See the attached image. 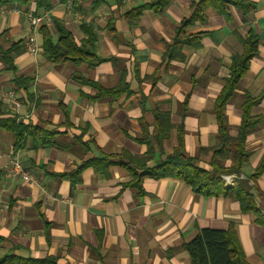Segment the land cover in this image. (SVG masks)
Here are the masks:
<instances>
[{
	"label": "crops",
	"instance_id": "1",
	"mask_svg": "<svg viewBox=\"0 0 264 264\" xmlns=\"http://www.w3.org/2000/svg\"><path fill=\"white\" fill-rule=\"evenodd\" d=\"M50 1L47 10L37 9L34 0L0 2V118L48 133L45 139L26 135L15 145L12 132L0 127V258L190 264L183 244L209 227L231 228L245 264H264V0H250L256 9L247 15L231 6L229 19L207 7L204 19L185 31L201 34L198 45H184L173 56L168 46L176 28L200 0H169L163 9L149 6L151 0ZM142 6L135 18L126 15ZM28 13L42 17L36 54L24 47ZM53 19L78 44L87 38L82 26L89 25L91 50L102 60H48L40 27L55 42ZM249 30L258 36V53L235 89L242 84V99L230 102L234 92L224 113L235 137L248 94L257 100L251 114L261 120L246 138L247 160L233 183L222 185L243 186L258 212L242 210L234 195L194 193L179 178L134 176L142 168H134L129 156L157 165L177 146L178 135L194 165L212 169L214 103ZM92 84L126 88L94 97ZM8 92L21 100L17 110L2 98ZM14 157L31 179L9 169Z\"/></svg>",
	"mask_w": 264,
	"mask_h": 264
},
{
	"label": "trees",
	"instance_id": "2",
	"mask_svg": "<svg viewBox=\"0 0 264 264\" xmlns=\"http://www.w3.org/2000/svg\"><path fill=\"white\" fill-rule=\"evenodd\" d=\"M4 0H0L2 2ZM29 0H20V3H28ZM149 6L156 9H163L169 0H151ZM37 9H49L52 6L50 0H34ZM148 6V5H144ZM128 11L126 15L133 19L141 13L142 8ZM234 7L242 14L247 15L256 9V4L250 0H200L191 16L183 18L176 28L173 43L168 46L169 55L174 53L184 45L197 46L201 34H186V28L195 20L204 19V10L213 7L216 12L226 19L230 18L229 8ZM58 34L54 42L47 28L40 27L42 32V48L46 58L52 62L72 61L75 63L84 62L88 65H95L102 59L96 57L91 50L90 41L95 39V35L89 25L82 27L86 31L87 38L77 43L73 35L66 30L62 24L53 19ZM243 51L234 53L231 56L230 76L225 80V84L214 103V111L217 122L216 143L212 147V157L210 164L212 169L207 171L194 165L192 158L186 156L183 149L181 135H178V144L173 151L161 159L157 165L147 167V158L129 156L134 168H142L141 173L134 172V176H149L152 178L174 177L183 180L192 191L201 195H234L241 202V209L244 211L258 212L253 200L248 192L239 186L236 189L224 187L222 185V175L238 173L241 165L247 160L249 152L246 150V138L253 128L260 122V115H252L251 108L257 102L254 97L245 94L240 107L242 110L241 123L235 137L228 132V124L224 113L228 100L233 96L239 79L248 69L250 59L258 53L259 39L251 30L242 40ZM81 79L80 77H76ZM84 82H88L85 80ZM91 84V83H90ZM97 92L94 97L100 95H116L126 87L103 88L100 85L92 84ZM168 124L167 117L164 124ZM162 125V122L160 123ZM0 127L8 129L15 138V145H19L26 135L41 137L45 139L47 132L30 125L17 123L14 117L1 119ZM229 162V164H227ZM256 169L253 176L260 171ZM183 247L189 254L190 264H245L242 249L238 243L236 235L231 228L216 229L204 227L187 242ZM0 264H56L55 259L46 257L40 260L23 259L15 254L5 255L0 258Z\"/></svg>",
	"mask_w": 264,
	"mask_h": 264
},
{
	"label": "built area",
	"instance_id": "3",
	"mask_svg": "<svg viewBox=\"0 0 264 264\" xmlns=\"http://www.w3.org/2000/svg\"><path fill=\"white\" fill-rule=\"evenodd\" d=\"M28 18L31 24V30L24 39V47L27 52L36 54L39 50V45L36 40V30L42 21V17L28 13ZM2 98L16 110L21 105V100L13 92L4 94ZM9 169L24 179H31L30 173L23 167L22 163L17 157H14L10 161ZM235 177V173L222 175L223 183L232 184Z\"/></svg>",
	"mask_w": 264,
	"mask_h": 264
},
{
	"label": "rangeland",
	"instance_id": "4",
	"mask_svg": "<svg viewBox=\"0 0 264 264\" xmlns=\"http://www.w3.org/2000/svg\"><path fill=\"white\" fill-rule=\"evenodd\" d=\"M242 84L239 85V89L235 92L234 96L230 99V102L239 103L242 99Z\"/></svg>",
	"mask_w": 264,
	"mask_h": 264
}]
</instances>
